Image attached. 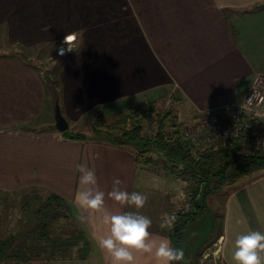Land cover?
<instances>
[{
	"label": "crops",
	"instance_id": "1",
	"mask_svg": "<svg viewBox=\"0 0 264 264\" xmlns=\"http://www.w3.org/2000/svg\"><path fill=\"white\" fill-rule=\"evenodd\" d=\"M86 1L88 5L92 2ZM68 2L0 0L3 37L10 44L38 46L57 42L61 45L66 34L78 38V32L80 39L86 33L100 36L101 28L89 26L86 18L75 20L77 4L75 0ZM97 2L99 9H113L115 21L105 19L100 26L105 33L113 30L116 34L117 60L114 68L108 69L104 64L103 69L93 68L95 73L91 75L78 71L77 64L84 62V50L66 53L72 59L61 70L60 110L71 130L84 118L92 117L94 111L108 114L111 105H141L175 92L190 106L201 108L218 99H242L257 80L264 79V0ZM77 9L81 14L84 4ZM39 69L25 58L0 55V190L4 192L0 212L4 213L7 229L16 227L9 211L19 208L23 217L24 197L57 193L68 202L70 214L85 232L89 245L96 246L102 264H111L109 254L99 247L96 238L107 232V226L100 223L103 212L91 214L90 218L89 211L74 202V194L81 187L76 165L85 164L95 169L97 187L105 192L104 208L109 212L129 208L107 195L115 178L120 179L122 190L140 191L148 197L143 207H153L150 231L183 249L182 259L174 264H201V257L205 259L203 253L215 250L220 256L219 264H235L232 258L235 237L249 230L264 232L262 172L247 181H235L224 192L223 211L216 210L221 219L214 216L208 236L204 232L206 224L211 225L206 218L207 200L202 218L186 226L181 242L174 241L169 234L171 228H161L160 220L164 212H174L175 216L179 213L184 191L178 183L185 179L166 166L162 172L153 164L150 167L138 164L133 152L114 143L63 138L57 128L43 121L53 100L46 93L48 83ZM109 80H113L110 85ZM77 104L87 107L77 109L74 117L71 113ZM25 219L24 215L22 224ZM135 255L138 264H155L154 259H146L143 253ZM215 258H208L207 264H217ZM51 264H57L56 260Z\"/></svg>",
	"mask_w": 264,
	"mask_h": 264
},
{
	"label": "trees",
	"instance_id": "2",
	"mask_svg": "<svg viewBox=\"0 0 264 264\" xmlns=\"http://www.w3.org/2000/svg\"><path fill=\"white\" fill-rule=\"evenodd\" d=\"M28 59L30 60V56ZM28 59L25 58L31 63ZM55 79L57 81V78ZM47 87L52 91L53 106L59 104L61 107L62 92L53 85L48 84ZM178 99L182 97L174 92L162 100L129 106L114 114L106 115L103 111L98 110V113L94 111L97 118L90 134L68 128L61 132V135L68 140H100L114 143L133 152L138 164L144 167L152 166L153 157L163 158L166 168L171 173L189 180L190 210H179L169 231L174 241L181 242L186 226L199 220L206 213L209 195L228 183H234L241 176L264 170V150L251 146L240 137L196 147L183 136L186 123L179 114L172 107L162 108L160 105L167 100ZM153 114L155 118L152 117ZM110 115L112 116L109 119L107 116ZM106 120L112 121L107 123ZM150 120L154 123V128L148 132ZM3 194L4 192L0 190V202ZM38 198L32 197L31 194L24 197L21 208L25 217ZM54 206L57 212L52 211L51 214L48 209ZM68 210V202L62 196L57 193L48 194L46 203L35 211L39 228L31 230L27 227L26 230H20L23 234L6 235L4 241L0 243V259L11 260L10 263L15 264H32L36 263L33 262L36 258L44 255L46 256L44 259H37L38 263L50 264L55 260L57 250L67 254L72 248H81L80 243L83 248H87L89 240L81 229L78 233L72 232L63 237L52 236L49 228L53 226L52 219L57 217L68 219L72 216ZM29 223L34 224L35 221ZM38 249L42 252L38 253ZM88 252L89 249L86 250V253Z\"/></svg>",
	"mask_w": 264,
	"mask_h": 264
},
{
	"label": "rangeland",
	"instance_id": "3",
	"mask_svg": "<svg viewBox=\"0 0 264 264\" xmlns=\"http://www.w3.org/2000/svg\"><path fill=\"white\" fill-rule=\"evenodd\" d=\"M69 4L73 3L74 0H68ZM92 1L91 3H89L90 5H88V2L86 0H75V20L77 19H84V20H88L89 21V26L93 27H100L101 28V33L100 36L95 35V34H88L86 33L85 35L81 36V39L79 37L80 33H77V37H74V39L72 40V43L70 44H66L63 43L62 40V46L63 48L66 50L65 53H74L77 51H82L84 50V57L82 58V60L84 62L78 63L77 65H79V69L78 71L80 72H84L85 74H91L93 75L95 73V70L93 68H98L99 66L101 67V69H103V65L105 64V66L108 69L114 68L115 64H116V60H117V54H116V49L119 45L118 41L115 39L116 38V34H113V30L112 32H108L105 33L102 29V27L100 26V23L102 21H105V19L111 21L114 20L113 18V9H99L97 8L98 6V2L97 0H90ZM66 3V2H64ZM59 5H62V2L58 1ZM84 4V9L82 11L81 14H79L78 9L79 7H82ZM59 8V7H58ZM70 15V12H69ZM86 18V19H85ZM115 21V20H114ZM87 27V26H85ZM89 28V27H88ZM90 29V28H89ZM248 29V28H246ZM3 30L0 29V55L3 54H10L12 56L15 57H22V59L26 58L28 59V57L30 56V62L31 63H35L37 66L40 67L39 72L41 77L43 78L44 82L48 83L50 86L53 85L55 86V88H58L60 90V92H63V85H62V67L68 64V61L71 60V55L65 54L63 55L62 58H59L60 56H58L59 52L57 53L59 47L61 45H59V42H57V44L53 45V44H46L43 43L41 45L38 46H25L22 44H17V43H13L10 44L8 39H5L3 37ZM75 36V35H74ZM83 37L85 39H83ZM95 42H93V41ZM80 41L82 42V44L80 45ZM134 42V41H133ZM59 46V47H57ZM29 48V49H28ZM57 48V51H56ZM68 48L72 49L69 50ZM28 49V50H25ZM54 50V51H53ZM53 52V53H52ZM77 54V53H76ZM26 56V57H25ZM133 67H135V65H132ZM131 66V67H132ZM139 70L142 71L141 67H139ZM76 71V70H75ZM74 71V72H75ZM110 75H114V74H110ZM72 76V72L70 74V77ZM57 78V81L56 79ZM258 81V80H257ZM256 81V82H257ZM113 83V80H109V85ZM94 84V80H91V85ZM46 93H48V97L50 95H52V91L49 87H46ZM81 92V91H80ZM249 93V92H248ZM247 93V94H248ZM246 94V95H247ZM231 100V99H230ZM222 101H229V100H222ZM222 101L220 99H218L216 102H214L216 104H221ZM62 103V100H61ZM172 103L174 104L172 106ZM210 104V103H209ZM208 103L205 105H209ZM131 105V104H130ZM162 105V108L165 107H172L180 116V118L186 123V127L188 126H193L196 125L197 123H199L202 119H203V114L201 113V109L202 107H194V106H190L188 104V102H186L183 98L182 99H178L175 101L172 100H167L166 102H164V104H160ZM125 106L126 108H128V106L126 105H111L108 109V114H114V113H118L119 111L122 110V107ZM132 106H138V104L132 105ZM204 106V107H205ZM87 106L84 105H80L77 104L75 106V110L72 111V115L75 117L76 116V110H83L84 108H86ZM49 112L48 114H45L43 117V121L47 123V125L53 127L56 129L55 127V115H54V107L52 105V101L49 104ZM161 108V109H162ZM101 111V110H99ZM96 112H93L92 117L90 118H84L75 128L74 127V131H81V132H86L87 134H90L92 131V125L95 124V120H96ZM98 113V111H97ZM104 113V112H103ZM106 114V115H108ZM47 115V116H46ZM112 115L107 116L109 119L111 118ZM153 118L154 114L152 115ZM205 120V119H204ZM107 123L112 121V120H106ZM150 125L148 128V132H151V130H153L154 128V123L150 120L149 121ZM196 146V145H195ZM198 147V146H196ZM164 159L160 158V157H153L152 159V164L155 166V169L157 171H164L165 169V163H164ZM164 166V167H163ZM264 172V170H259L258 172L252 173V174H247L244 176H241L239 178H237V180L235 181H239V183L243 182L245 179L246 181L255 177V175H260V173ZM233 182L228 183L226 186H224L222 189H220L219 191L211 194L208 196V204H209V209L207 211V216L206 218L208 220L211 221V225L210 224H206V228L204 229V232L207 234L210 233V230L212 228V224L214 221V216L218 217V219H221V217H219L217 214L218 212L216 211L218 208H222L223 211V206H224V192H226V190L232 185ZM179 184V188L181 191L183 192V196L181 201L179 202L178 205V209L179 210H184L187 211V206H189V209L191 207V200L188 199V188L190 185L189 180H180ZM176 184V185H178ZM176 185H174L175 190L176 189ZM173 188V187H171ZM40 194L42 195L40 197ZM34 197H39L38 199H36L34 201V206L32 207V209L26 214V219H25V224L23 225L21 223L22 219L24 218V215L22 217V215H20L22 212H20L19 208H14V211H9V213L13 214L12 219L14 220V227L15 229H11L9 227V229L6 228L7 222H5V218H4V213L1 211L0 212V243L2 241H4V237L7 235L11 234H23L20 230L22 229H27V227H29L31 230L34 229H38L40 225L39 223H37V218L38 216L36 215V210L40 209L45 203H46V196L45 194L42 193H36L34 195ZM5 198V197H4ZM12 199H16L15 201H17V198L13 196ZM24 204V203H23ZM153 207H143L142 209H139L138 211H140L142 214L147 215L148 217H150V212L151 209ZM5 209V208H4ZM19 210V211H18ZM128 210H136L133 208H128ZM48 211L53 214V212H57V208L54 207H50L48 209ZM53 211V212H52ZM63 211V210H62ZM8 213V214H9ZM63 214V213H61ZM151 218V217H150ZM35 221V223H29V222H33ZM77 220L73 218V216L69 217L68 219H65L63 217H57L56 219H52V224L49 228L52 232V236H62L63 235H69L72 232H80L81 227L77 224L76 222ZM54 227V229H53ZM13 231V232H12ZM80 247L81 248H72L70 250L69 253L64 254L62 252V250H57L56 254L54 255V258L57 262V264H74L72 263L73 260L77 261V263L75 264H102L101 260H100V256H99V252L96 248V246H94L93 244L90 246H88L87 248H83L82 247V243H80ZM89 249V252L86 253V250ZM42 250L38 249V253H41ZM62 254H64L62 256ZM87 255V256H85ZM204 255V253H203ZM71 257V259L69 260V257ZM85 256V257H83ZM46 256L41 255L38 258H36L33 262L36 263H32V264H39L37 259H44ZM204 257V256H203ZM212 257V256H210ZM208 257V258H210ZM219 258H215L214 260L216 261L217 264H219V260L220 256L218 254ZM208 259H202L201 257V264H207ZM11 260L6 261L5 259L1 258L0 259V264H15V263H10ZM51 264V263H50ZM213 264V263H212Z\"/></svg>",
	"mask_w": 264,
	"mask_h": 264
},
{
	"label": "clouds",
	"instance_id": "4",
	"mask_svg": "<svg viewBox=\"0 0 264 264\" xmlns=\"http://www.w3.org/2000/svg\"><path fill=\"white\" fill-rule=\"evenodd\" d=\"M73 39L71 34L64 36L66 44ZM63 52L64 48H60L59 53ZM76 169L81 187L74 194V202L89 211L90 218L91 214L103 212L100 223L107 226V232L96 238L99 247L109 254L111 264H138L135 255L138 252L143 253L146 259H154L155 264H174L182 259L183 249L174 247L167 237L151 232L152 219L138 211L148 199L144 193L122 190L120 179L115 178L107 195L136 210L109 212L104 208L105 192L97 187L95 169L85 164H77ZM175 219L174 212L162 213L160 227L171 228ZM232 258L235 264H264V232L249 230L239 233L233 241Z\"/></svg>",
	"mask_w": 264,
	"mask_h": 264
},
{
	"label": "built area",
	"instance_id": "5",
	"mask_svg": "<svg viewBox=\"0 0 264 264\" xmlns=\"http://www.w3.org/2000/svg\"><path fill=\"white\" fill-rule=\"evenodd\" d=\"M62 42L65 43L64 39ZM65 52L64 49L63 54H58L65 55ZM214 104L202 107L203 119L184 129L186 139L200 146L240 137L251 146L264 150V79H259L242 99ZM187 210H190L189 206ZM210 256L219 258L218 250L204 253V258Z\"/></svg>",
	"mask_w": 264,
	"mask_h": 264
},
{
	"label": "water",
	"instance_id": "6",
	"mask_svg": "<svg viewBox=\"0 0 264 264\" xmlns=\"http://www.w3.org/2000/svg\"><path fill=\"white\" fill-rule=\"evenodd\" d=\"M54 115H55V127L60 132L67 130L69 128V123L62 115L59 104H56V107L54 106Z\"/></svg>",
	"mask_w": 264,
	"mask_h": 264
},
{
	"label": "snow or ice",
	"instance_id": "7",
	"mask_svg": "<svg viewBox=\"0 0 264 264\" xmlns=\"http://www.w3.org/2000/svg\"><path fill=\"white\" fill-rule=\"evenodd\" d=\"M70 39H72V38L70 37Z\"/></svg>",
	"mask_w": 264,
	"mask_h": 264
}]
</instances>
